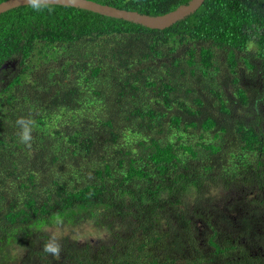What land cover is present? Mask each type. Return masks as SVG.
Wrapping results in <instances>:
<instances>
[{"label": "trees", "instance_id": "trees-1", "mask_svg": "<svg viewBox=\"0 0 264 264\" xmlns=\"http://www.w3.org/2000/svg\"><path fill=\"white\" fill-rule=\"evenodd\" d=\"M51 7L0 14V264H264V0Z\"/></svg>", "mask_w": 264, "mask_h": 264}, {"label": "water", "instance_id": "water-1", "mask_svg": "<svg viewBox=\"0 0 264 264\" xmlns=\"http://www.w3.org/2000/svg\"><path fill=\"white\" fill-rule=\"evenodd\" d=\"M204 1L205 0H189L187 3L181 4L169 12L159 15H151L137 10L119 8L94 0H55L54 4L80 7L106 16L122 18L149 28L164 29L194 13ZM21 5H26L25 0H4L0 2V14ZM6 66L7 65H3L2 67Z\"/></svg>", "mask_w": 264, "mask_h": 264}, {"label": "clouds", "instance_id": "clouds-1", "mask_svg": "<svg viewBox=\"0 0 264 264\" xmlns=\"http://www.w3.org/2000/svg\"><path fill=\"white\" fill-rule=\"evenodd\" d=\"M54 3L55 0H25V4L37 12L43 11L44 9L51 11V6ZM16 124L20 128V131L18 133L20 141L26 146L31 147L33 140L32 132L34 128L33 120L31 118L20 117L17 119ZM54 223L57 226L63 225V218L57 215L55 217ZM43 251L59 261L63 251V245L61 244L60 238L56 233H52L50 235L49 239L43 246Z\"/></svg>", "mask_w": 264, "mask_h": 264}, {"label": "rangeland", "instance_id": "rangeland-1", "mask_svg": "<svg viewBox=\"0 0 264 264\" xmlns=\"http://www.w3.org/2000/svg\"><path fill=\"white\" fill-rule=\"evenodd\" d=\"M221 59H224V58L221 57ZM240 70H242L241 67H240ZM245 80H246V78H245ZM54 229L57 233H61V230L56 229V228H54ZM75 232H74L73 236L78 237L81 240H84L85 238L93 239V238H96L97 236L101 237L104 234L103 232H98V231L96 232L95 229H92L89 226H86V227L84 226L83 228L79 227V228H77V230Z\"/></svg>", "mask_w": 264, "mask_h": 264}]
</instances>
